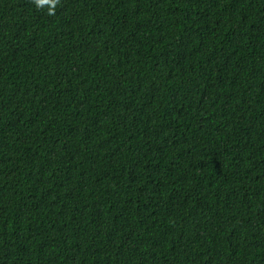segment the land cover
<instances>
[{
	"label": "trees",
	"instance_id": "obj_1",
	"mask_svg": "<svg viewBox=\"0 0 264 264\" xmlns=\"http://www.w3.org/2000/svg\"><path fill=\"white\" fill-rule=\"evenodd\" d=\"M0 264H264V0H0Z\"/></svg>",
	"mask_w": 264,
	"mask_h": 264
},
{
	"label": "clouds",
	"instance_id": "obj_2",
	"mask_svg": "<svg viewBox=\"0 0 264 264\" xmlns=\"http://www.w3.org/2000/svg\"><path fill=\"white\" fill-rule=\"evenodd\" d=\"M35 6L40 8H46L49 16H55L57 7L61 5L62 0H33Z\"/></svg>",
	"mask_w": 264,
	"mask_h": 264
}]
</instances>
